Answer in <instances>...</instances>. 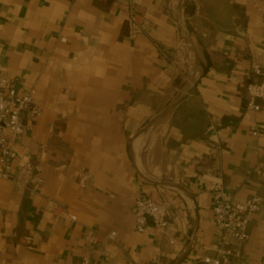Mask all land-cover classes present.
I'll use <instances>...</instances> for the list:
<instances>
[{"label": "crops", "instance_id": "0c3cea01", "mask_svg": "<svg viewBox=\"0 0 264 264\" xmlns=\"http://www.w3.org/2000/svg\"><path fill=\"white\" fill-rule=\"evenodd\" d=\"M256 64L264 0H0V77L42 110L19 138L5 131L12 174L30 161L35 176L0 181V264H205L222 250L264 264ZM216 178L262 198L244 243L217 230ZM138 197L169 204L165 233L136 230Z\"/></svg>", "mask_w": 264, "mask_h": 264}, {"label": "built area", "instance_id": "2783aa9c", "mask_svg": "<svg viewBox=\"0 0 264 264\" xmlns=\"http://www.w3.org/2000/svg\"><path fill=\"white\" fill-rule=\"evenodd\" d=\"M131 20L136 22V14L131 13ZM254 73L260 81L250 84L247 88L249 111L258 112L264 109V69L256 64ZM11 79L0 77V181H8L20 188L31 186L35 176V166L30 161H24L16 175L12 174L13 164L20 158L14 140L5 135L9 131L14 139L25 134L32 122L41 117L42 110L34 102V91L19 93ZM261 100L262 104H257ZM28 117V122L24 117ZM253 137L264 135V126H254L250 130ZM215 148H218L215 146ZM213 196V215L217 230L223 237L224 244L231 241L244 243L249 239L248 226L252 215L262 209L263 201L259 196L240 199L238 193L226 189L220 178L212 179L206 187ZM135 219L136 230L143 233L151 221L154 228L165 233L170 226L171 210L169 204L159 203L150 197H138L131 206ZM72 220L75 217L71 216ZM116 233L109 238L112 240ZM237 253L222 250L215 258L204 257L205 264H230L231 257ZM81 264H95L92 253H86Z\"/></svg>", "mask_w": 264, "mask_h": 264}]
</instances>
